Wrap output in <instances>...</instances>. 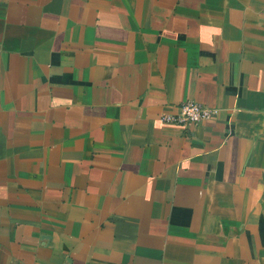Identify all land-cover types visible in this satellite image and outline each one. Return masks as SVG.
<instances>
[{"label": "crops", "instance_id": "obj_1", "mask_svg": "<svg viewBox=\"0 0 264 264\" xmlns=\"http://www.w3.org/2000/svg\"><path fill=\"white\" fill-rule=\"evenodd\" d=\"M0 264H264V0H0Z\"/></svg>", "mask_w": 264, "mask_h": 264}, {"label": "built area", "instance_id": "obj_2", "mask_svg": "<svg viewBox=\"0 0 264 264\" xmlns=\"http://www.w3.org/2000/svg\"><path fill=\"white\" fill-rule=\"evenodd\" d=\"M214 112L215 109L213 108L192 99H186L176 107V111L163 112L159 115V118L164 122L175 125H187L207 119Z\"/></svg>", "mask_w": 264, "mask_h": 264}]
</instances>
